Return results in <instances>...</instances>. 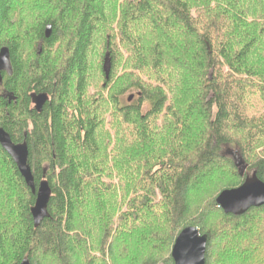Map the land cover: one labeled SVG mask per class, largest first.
Wrapping results in <instances>:
<instances>
[{
  "label": "trees",
  "instance_id": "obj_1",
  "mask_svg": "<svg viewBox=\"0 0 264 264\" xmlns=\"http://www.w3.org/2000/svg\"><path fill=\"white\" fill-rule=\"evenodd\" d=\"M3 47L0 127L52 197L36 229L0 146V264H175L190 226L209 237L206 264H264V206L217 204L249 173L264 182V0H0ZM32 93L49 95L42 113Z\"/></svg>",
  "mask_w": 264,
  "mask_h": 264
},
{
  "label": "water",
  "instance_id": "obj_2",
  "mask_svg": "<svg viewBox=\"0 0 264 264\" xmlns=\"http://www.w3.org/2000/svg\"><path fill=\"white\" fill-rule=\"evenodd\" d=\"M53 28L49 25L45 31V37L50 38ZM104 72L106 80H110L112 62L110 55H106L104 62ZM3 73L9 76L13 75V66L11 61V52L8 47L0 50V85L3 84ZM134 95L129 98L132 102ZM16 98L12 95L9 101ZM32 103L38 113H42L45 105L50 100L46 93H33L31 95ZM0 146L15 162L21 176L26 182L32 194L36 196L35 206L31 213L35 228L51 218L49 204L52 197V188L48 180H44L36 186L32 168L29 164V147L27 142L16 144L13 142L10 134L0 127ZM244 172V170H242ZM218 206L227 215L241 217L253 208L264 206V182L256 174L246 178L243 185L238 188L223 191L217 198ZM209 237L202 235L197 227H187L177 237L172 249V258L175 264H206V253ZM20 264H31L29 259H24Z\"/></svg>",
  "mask_w": 264,
  "mask_h": 264
},
{
  "label": "rangeland",
  "instance_id": "obj_3",
  "mask_svg": "<svg viewBox=\"0 0 264 264\" xmlns=\"http://www.w3.org/2000/svg\"><path fill=\"white\" fill-rule=\"evenodd\" d=\"M124 51H123V48H122V46L120 45L119 46V54L121 55V53H122V56H124L123 53ZM122 59V58H121ZM123 66H122V64L121 63H119V66H117V69H116V74H115V79H114V82H112V85L111 86H113V84L114 83H116V81L118 80V77L120 76V75H122L123 74ZM107 93H109V91H107ZM137 91H132V92H128L125 96H124V98H122L123 99V102H124V100H125V102H127L128 101V103H131V102H129V98L132 96V95H134L135 97H134V99L137 97ZM107 110H108V112L110 111V109L109 108H107ZM146 110V109H145ZM110 120H107V122H109ZM115 131H117L116 129H115V127H114V125H112L111 127L110 126H108V124L105 126V128H104V126L100 129V131H99V134H98V138H99V141H104V140H106V139H109L110 137H111V139H112V142L114 141V139H115ZM236 151H235V149L234 148H232V149H229L228 150V154H230V155H232V157L234 158L235 156H236ZM249 175V177H252L253 176V174L252 173H249L248 174Z\"/></svg>",
  "mask_w": 264,
  "mask_h": 264
},
{
  "label": "flooded vegetation",
  "instance_id": "obj_4",
  "mask_svg": "<svg viewBox=\"0 0 264 264\" xmlns=\"http://www.w3.org/2000/svg\"><path fill=\"white\" fill-rule=\"evenodd\" d=\"M1 49H2V48H1ZM1 49H0V50H1ZM3 74H6V73H3ZM32 94H33V93H32ZM32 94H31V95H32ZM32 105H33V103H32ZM33 107H34V105H33ZM34 109H35V107H34Z\"/></svg>",
  "mask_w": 264,
  "mask_h": 264
}]
</instances>
